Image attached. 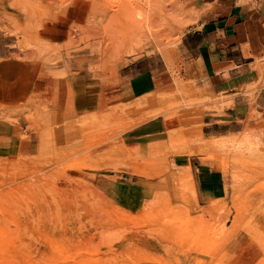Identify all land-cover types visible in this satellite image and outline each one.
I'll use <instances>...</instances> for the list:
<instances>
[{
  "label": "rangeland",
  "instance_id": "rangeland-1",
  "mask_svg": "<svg viewBox=\"0 0 264 264\" xmlns=\"http://www.w3.org/2000/svg\"><path fill=\"white\" fill-rule=\"evenodd\" d=\"M126 1L0 0V37L59 90L54 103L0 102V201L9 214L0 211V264H121L124 256L264 264V117L254 108L237 133L217 138L202 134V116L227 104L209 107L183 83L132 109L112 93L109 106L87 116L72 110L73 73L113 86L120 67L152 55L177 69L180 41L207 8L158 0L185 7L168 38L151 44L121 24ZM159 116L156 133L128 134ZM191 158L218 178L212 197H200Z\"/></svg>",
  "mask_w": 264,
  "mask_h": 264
},
{
  "label": "crops",
  "instance_id": "crops-1",
  "mask_svg": "<svg viewBox=\"0 0 264 264\" xmlns=\"http://www.w3.org/2000/svg\"><path fill=\"white\" fill-rule=\"evenodd\" d=\"M239 1L200 0L202 8H207L200 22L188 28L180 41L177 69L152 55L129 60L120 67L113 86L92 81L87 73L71 74L72 110L78 116H87L109 106L112 93L122 107L132 109L183 83L181 86L190 90L194 99L209 107L227 104L221 111L203 113L204 136L237 133L251 108L264 117V69L259 66L261 60L264 62V0ZM5 41L0 37V102L54 103L59 94L57 80L42 75L35 63L23 60L24 52L11 51L14 46ZM251 96L253 104L249 105ZM160 118L139 124L128 134L134 138L152 135ZM28 135V145L32 146L35 136ZM194 160L189 162L199 195L210 198L217 191L218 178L199 162L195 165Z\"/></svg>",
  "mask_w": 264,
  "mask_h": 264
},
{
  "label": "bare ground",
  "instance_id": "bare-ground-1",
  "mask_svg": "<svg viewBox=\"0 0 264 264\" xmlns=\"http://www.w3.org/2000/svg\"><path fill=\"white\" fill-rule=\"evenodd\" d=\"M130 3L128 4V2H127L128 5H126V3L123 4V5H125L124 9H123V6L121 5L122 10L124 11L123 12L121 10L123 12V13L121 12V24L124 25L123 26L124 29L128 30L131 35H138L140 38L145 39V41L150 42L151 44L154 42L157 43V41L160 39L168 38V36H169L168 31L170 30L172 24L179 22V20H180L179 17L181 16L180 12H182L184 10V7H185V6H183V4H178V3L173 4L171 6H169V5L166 6V5H163L162 3H160L158 0H141V1H138L137 3L134 2L132 4V5L135 4L134 6H132ZM129 5H130V7H128ZM136 11H138V14ZM135 12H136L138 18L137 17L135 18L136 15H133V14H135ZM184 12H186V11H184ZM182 16H183V14H182ZM187 22H189V21H187ZM254 138H256V136L254 134L253 135L248 134L244 140H247V139L252 140ZM22 194H23V191L22 192L20 191V193H18V194L16 193V195H18L20 197L23 196ZM2 203L3 202L0 201L1 213H7V216H9L8 212H6V211L3 212L4 208L1 206ZM7 203H9V202L7 201ZM24 207L26 208V206H24ZM4 215L6 216V214H4ZM119 225L120 224H118V226ZM120 229L121 228H119L118 232H121ZM115 231H116V229H115ZM113 235H114V233H113ZM111 237H112V235H111ZM119 238H121V237H118V239ZM106 244H107V242H106ZM106 247H108V246H106ZM118 247L115 251H118V253H120L121 250H118ZM110 249L111 248L106 249V252H107V250H110ZM113 252L111 251L112 255L113 254L118 255L117 252H114V253ZM105 253L102 254V255H104V258L106 256ZM107 255L109 257L110 254H107ZM116 255H115V257H117ZM111 256L108 260L111 259ZM120 257H121V255L117 257V258H119L117 260H120L121 258H123V254H122V257L121 258ZM108 260L106 259L107 262H108ZM117 260H116V262H118ZM110 261H113V259ZM110 261L108 264H110ZM122 261H124V262L121 264H139V261H137V260L133 261L130 258H128L127 256H124V259H122ZM93 262H95V261H93ZM96 263H98V261H96Z\"/></svg>",
  "mask_w": 264,
  "mask_h": 264
}]
</instances>
